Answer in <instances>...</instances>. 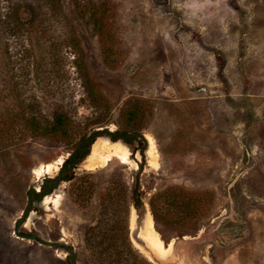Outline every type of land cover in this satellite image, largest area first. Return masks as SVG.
I'll return each mask as SVG.
<instances>
[{"label":"rangeland","instance_id":"rangeland-1","mask_svg":"<svg viewBox=\"0 0 264 264\" xmlns=\"http://www.w3.org/2000/svg\"><path fill=\"white\" fill-rule=\"evenodd\" d=\"M12 9L32 21L7 22ZM131 103L140 136L116 141L132 162L98 169L119 170L130 185L137 178L133 246L159 192L153 224L167 247L156 264H264V0H0V264H71L68 249L31 237L66 243L86 264L80 226L91 214L65 195L66 183L48 203L27 192L57 175L83 135L113 141ZM59 112L71 120L69 143L32 131ZM59 159L35 181L34 167Z\"/></svg>","mask_w":264,"mask_h":264},{"label":"trees","instance_id":"trees-1","mask_svg":"<svg viewBox=\"0 0 264 264\" xmlns=\"http://www.w3.org/2000/svg\"><path fill=\"white\" fill-rule=\"evenodd\" d=\"M8 14L7 22L16 25L32 21L31 12L27 10L19 12L12 9ZM139 113V105L129 104L122 115L123 130L109 132L110 138L113 141L122 139L127 143L137 140L140 133L130 129H133ZM33 125L32 131L36 134L69 143L71 120L65 113L54 114L48 126ZM97 134L98 132H92L88 137L83 135L78 139L68 151L69 154L57 175L54 178H45L39 192L29 189L27 196L31 202L38 201L41 196L57 189L62 182L66 183L65 195L71 198L75 205L81 206L86 213L91 214L80 226L86 250L83 257L86 264H89V261L93 264H154L133 246L129 238L130 208H139L142 205L137 178L130 185L119 170L106 172L97 168L78 171V165L88 155L89 146ZM160 194L156 192L148 201L154 220L160 216L155 202ZM185 199L187 214L197 215V195L190 192ZM86 256H89L90 260Z\"/></svg>","mask_w":264,"mask_h":264},{"label":"bare ground","instance_id":"bare-ground-1","mask_svg":"<svg viewBox=\"0 0 264 264\" xmlns=\"http://www.w3.org/2000/svg\"><path fill=\"white\" fill-rule=\"evenodd\" d=\"M147 141V164L149 166H154L157 160L155 142L151 136H147ZM130 154V149L126 144L119 141H110L107 138L103 137H97L90 145V150L83 166L87 170H95L97 168L106 166L108 162L113 158H117L123 164H131L132 161L130 159ZM60 163L61 160L59 159L58 161H53L51 163H40L39 165L34 167L31 173L34 176L35 181H39L43 175L45 176L46 174L55 170ZM55 197L58 198L59 195H56ZM49 200L45 197L41 202L48 203ZM137 218V213L133 212L131 215V225L133 228H135V226L137 225ZM140 222L141 225L140 227H138V234L140 238L138 237V235L137 237L146 241L156 254L161 255L160 250L164 251L166 250V248L162 246V242L159 239V235L153 224L152 214L147 208H144V211L140 218ZM135 240L137 241V238ZM137 247L150 261L156 264L154 257H152L148 253L143 245L137 244Z\"/></svg>","mask_w":264,"mask_h":264},{"label":"water","instance_id":"water-1","mask_svg":"<svg viewBox=\"0 0 264 264\" xmlns=\"http://www.w3.org/2000/svg\"><path fill=\"white\" fill-rule=\"evenodd\" d=\"M89 150H90V148H89ZM67 156H68V155H67ZM67 156H66V157H67ZM87 156H88V155H87ZM87 156L83 159V162L86 160ZM66 157H65V158H66ZM65 158H62V163H63V161H64ZM62 163L59 165V168L61 167ZM58 171H59V169H58ZM42 183H43V182L41 181L40 184H39V189H38V190H36L35 187H31L30 189H35V191L39 192ZM51 192H52V191L46 193L44 196H41V198L38 200V202L40 203V202L42 201V199H43L45 196H48ZM137 211H138V212H141V211H142V205L140 206V208H139ZM25 218H26V216L24 215V216L22 217V220H25ZM31 238H32V239L39 240L40 243H42V244H44V245H50V246H52V247H54V248H66V249H68L69 252H70V254L72 255V262H71V264H75V255H74L72 249L69 248V247L67 246L66 243H59V242H56V243H47V242H45V241L40 240V239L37 238V237H31ZM137 241H139V244L143 245V246L146 248V250L148 251V253H149L152 257H154V253H155V251L149 246V244H148L146 241H144V240H142V239H141V240L138 239ZM163 246H164V247H167V245H165V244H163ZM151 262H152V261H151ZM152 263H153V262H152Z\"/></svg>","mask_w":264,"mask_h":264}]
</instances>
